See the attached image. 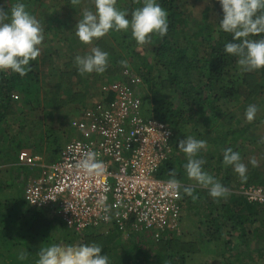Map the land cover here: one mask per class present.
I'll return each instance as SVG.
<instances>
[{"label":"trees","instance_id":"1","mask_svg":"<svg viewBox=\"0 0 264 264\" xmlns=\"http://www.w3.org/2000/svg\"><path fill=\"white\" fill-rule=\"evenodd\" d=\"M5 1H10L11 6L16 3H24L27 10L33 15L36 6H44L46 0H0V7L1 3ZM212 2L215 19L211 21L208 17L209 9L206 10L204 21H202L204 23L196 24L193 35L184 36L181 43L177 42L179 32L190 25L189 18L182 8L183 0H157V3L168 13L169 30L166 36L161 38L158 35H153L150 44L138 46L132 39L130 30L127 32L110 31L107 35L116 43L113 42V45H119L122 48L120 52L122 57L113 45L103 48L100 43L96 47L109 54L108 65L115 72H118V64L124 58L134 61V70L143 82L141 93L146 115L168 124L173 131V157L160 168L157 177L168 180L169 171L175 170L176 178L182 185L186 184L188 180L184 169L186 157L179 151L178 142L185 138V131L190 127L198 140L207 141L208 149L212 152L210 155L216 153L214 157L208 158L200 151L197 158L206 161L203 168L208 169V173L229 190L232 181L231 172L233 171L230 166L223 165V150L232 148L237 152V143L241 138L242 140L245 138L247 128H241L238 125L240 122L236 120L234 111L231 113V105L232 101H240L241 93L245 92V85L249 86V76L246 72L241 71L236 63V57L224 52L225 44L233 42L232 35L224 33L218 28L223 19V12L218 0H212ZM88 6L86 8L89 9ZM46 7L48 8V6ZM116 7L131 13L135 8L142 7V0L139 4L135 0H117ZM73 8L74 13L76 12L78 15L80 13L79 6L72 5V10ZM68 18L73 21L72 16ZM128 18L130 19V15ZM40 22L42 26H48L47 30L54 28L68 31L73 29V26L70 27L58 16L49 17L44 23ZM72 35L77 38L75 31ZM252 38H264V35ZM75 42V39H70V44ZM41 47L45 50L44 45ZM140 48L142 51H139ZM43 52V59L38 57L30 62L31 71L24 77L18 73H12L10 70L0 72V129L9 119L15 95L19 94L22 97L29 110L39 109L40 101H42V87L39 79L40 65L43 68L45 65L48 66L49 59L53 56L50 49ZM56 57L59 55L57 54ZM65 58H61L64 61V66L72 68L68 71V76L79 79L83 85L85 78L78 72L74 63L75 57L66 58L71 62L66 61ZM258 72L264 78V69ZM97 79L101 81V84L97 86L98 90L95 96H98L102 84L115 80L124 81L125 77L122 74L117 78L97 77ZM59 87L57 86L56 89H60ZM78 97L79 94L74 93L70 98L78 100ZM92 97L85 101H91ZM202 127H204L203 131H201ZM224 146H226L225 149H223ZM15 149L19 154L21 146H16ZM59 151L60 149L57 153ZM183 186V209L204 213L203 222L206 223L208 230L206 232L207 239L204 242L201 239V237L206 238L201 234L203 223L198 227L199 236L201 235L198 243L184 241L174 232L163 236L157 243L149 247H141L135 241L133 244L123 245L120 240L122 233L118 229H112L108 234L99 230H88L79 235V238L84 241V244L96 243L100 245L101 254L108 256L109 264H187L188 258L200 253L199 244L203 246L204 243L210 241L223 242L222 249L224 250L220 252L222 258L226 254L225 249H228L227 244L229 245L228 242H225V238L233 236L239 241L236 248L238 255L234 256H237L240 264H244L241 263L243 262L241 260H243V256L246 257L247 250L245 248H249L251 244H255V250L260 252V247L264 244L263 205L250 203L243 196L231 192L226 198L218 200L212 198L207 203L202 199V195H199L197 189L191 188L193 193L192 196H189L184 192V188L187 186ZM204 193L209 195L208 190ZM22 207L26 211L37 213L28 205L23 204ZM33 218L37 220L38 217L36 218L34 215ZM43 220L50 225V228L52 227L46 218ZM259 222L261 224L256 226ZM57 225L58 228L65 231L66 236L69 234L62 223L57 221ZM42 234L41 236L35 234V239L38 238L44 242L46 235ZM240 246L243 247L242 251H240ZM27 248L29 249L28 257L25 260L12 261L1 258L0 264H36L38 259L36 254L39 252L34 253L32 257L33 247L28 245Z\"/></svg>","mask_w":264,"mask_h":264},{"label":"built area","instance_id":"2","mask_svg":"<svg viewBox=\"0 0 264 264\" xmlns=\"http://www.w3.org/2000/svg\"><path fill=\"white\" fill-rule=\"evenodd\" d=\"M124 81L104 83L96 100L84 106L74 123L77 137L66 144L59 158L43 165L40 174L24 188L27 205L51 211L71 232L118 229L121 233H146L159 241L180 231L183 217V185L176 194L166 191L157 177L174 154L170 126L145 113L142 79L126 70ZM85 151L98 153L104 175L87 177L74 167ZM39 156L21 151L19 165L33 167ZM107 196L111 219L97 201ZM250 203L264 204L262 188L244 189ZM71 222V224H70ZM70 225V226H69Z\"/></svg>","mask_w":264,"mask_h":264},{"label":"rangeland","instance_id":"3","mask_svg":"<svg viewBox=\"0 0 264 264\" xmlns=\"http://www.w3.org/2000/svg\"><path fill=\"white\" fill-rule=\"evenodd\" d=\"M128 1V0H122ZM184 4H182V8L185 11V15L189 18L190 25L179 32V36L177 38V42L181 43L182 38L184 36H191L193 35L196 24H203L204 16L206 10L209 9L208 17H210L211 21L215 19V14L213 12V2L212 0H183ZM44 6H36V9L33 12V16H35L39 21L43 23L49 17H56L58 16L62 20L66 21L70 27L73 26V29L68 31L62 29H52L47 30L48 26H42L44 28V43L42 45L45 46V50L50 49L52 51L53 56L49 59V65L43 68L42 65L39 70V79L40 85L42 87V101H40L39 109L35 111L29 110L28 106L25 105L22 97L17 94L14 97V104L9 114V119L6 124L0 129V144L2 155L0 156V164H5L6 161H11L10 163H15L12 161L14 155H18L15 147L17 146L16 143H19L22 149L25 148L26 151H30L31 153L39 156L40 163H44V165L52 164L55 160L56 154L58 150L66 144L70 142L74 138L77 137V132L74 126V123L77 121L78 117L80 116L83 108L87 105L89 101H85L88 98L95 97L97 99L98 96H95L97 93V86L101 84V81L97 79V77H103L104 79H110L121 77V75L126 70L133 72L136 74L134 70V61L129 58H124L123 60H127L128 67L124 68L119 63V70L118 72L111 68L108 65L106 71L102 74L91 73L83 75L85 78V83L82 85L81 81L77 78H73L66 82V76H68V72L65 73V69L68 67L64 66V61L61 59L62 57L72 58L76 57L77 55H86L90 53V49L92 47H96L97 44L102 43L100 46L103 48H107L113 45V40L108 35L100 38L99 40H94L91 45H85L79 41L78 38H74L72 33L75 31L76 24L78 20L82 19L81 15L83 10L88 6L89 9L95 11L94 5L92 4L91 0H81V4L76 5L79 6L80 13L77 15L76 12L74 13V8L72 10L71 0H46ZM10 1H5L1 3V7L9 8L11 6ZM7 5V7H6ZM48 6V8L46 7ZM74 6V7H76ZM211 9V11H210ZM55 10V11H54ZM72 16V20L68 17ZM74 24V25H73ZM72 30V31H71ZM49 31V32H48ZM70 39H75L76 42L70 44ZM97 41V42H95ZM115 43V42H114ZM116 44V43H115ZM115 49L120 53L122 50L119 45H113ZM51 47V48H49ZM41 54L40 59H43V47L40 46ZM142 51V48L139 49ZM57 54L59 57H56ZM62 54V56H60ZM121 55V53H120ZM122 57V55H121ZM65 58V60H66ZM71 62L70 59L66 60ZM74 66V63H73ZM72 68L69 67V71ZM259 71V70H258ZM258 71L253 72H246L249 76V86L245 85V92L243 91L240 96V101H232L231 105V113L234 111L236 114V120L240 123L238 124L241 128H247V131L244 135V140L242 138L236 145L237 152L240 153L242 162L247 165V181L242 182L238 174H236L233 169L232 173V181H231V188L229 192L234 193L239 196H243L244 189H251V188H262L264 190V78L261 77V74ZM63 74H66L65 77ZM137 75V74H136ZM118 81V80H115ZM114 82V81H113ZM57 86L60 89H56ZM70 87V89H68ZM72 88V89H71ZM79 94L78 100H73L71 95ZM253 93V95H252ZM92 97V98H93ZM92 102V101H90ZM249 105H256L258 107V112L256 114L255 119L249 123L246 121L245 118V111ZM238 128V127H237ZM40 130V132H39ZM204 130V127L201 128V131ZM185 138L188 136H192L196 139V134L192 132V128H188L185 131ZM8 139L12 140L8 141ZM208 145V143H207ZM209 146V145H208ZM201 150L204 156L208 158H212L216 155H210V149ZM226 146L223 147L225 149ZM8 149V155L7 150ZM236 150V149H235ZM184 155V154H183ZM251 158H255L257 161L256 167H253L252 164L249 162ZM40 167V166H39ZM12 168V167H11ZM42 168V167H41ZM39 170V173L41 171ZM208 172V169H204ZM12 171L14 172L13 168ZM27 173L23 171L22 174L25 177V183L27 181V176L31 171V175H36L37 169L34 170L32 167H28L26 169ZM16 179L19 178L20 169H16L14 173ZM0 178V180L4 181V175ZM8 179V178H6ZM17 181V184H18ZM5 183V182H4ZM8 183V182H7ZM12 183V182H11ZM183 185L194 188L198 190L199 195H202V199L207 201V203L212 200L210 195H206L204 189L199 187L195 184L194 181L187 180L186 184ZM20 187V186H19ZM25 188V187H24ZM244 197V196H243ZM25 197L22 195L19 197V202L23 205L25 203ZM202 200V201H203ZM11 205H14L12 203ZM264 207V204H262ZM16 212V211H15ZM15 212L12 214V223L9 225L6 224L7 219L3 223L0 228H3V232H0V259L3 260H18V255L21 251L28 253V245L32 248V257L34 253L40 251V248L43 246L48 247L51 244H63V245H77V244H84V241L79 238V235H75L70 231H66L69 234L66 236L64 234L65 231L62 229L55 227V234H54V227L52 226L50 235L46 237L44 242L41 240H31L30 238L24 239L22 243H15L12 241H17L16 239H23L26 236L25 233H16V229L23 226L22 222L19 221L16 223L15 221ZM264 220V214L262 215ZM204 213L196 212L195 210H187L185 209L183 212V223H185L186 227L181 225L180 231L176 234L181 236L184 241L186 239H191V242H197L200 239L201 235L199 236L197 241H194V236H197V231L200 224L201 225V232L202 235L206 238H202L203 240L207 239L206 232L208 231L206 228V223L204 224ZM261 222L256 224L259 226ZM13 226V227H12ZM58 226V225H56ZM9 227H12L11 229ZM1 230V229H0ZM66 230V229H65ZM102 233L108 234L110 230H101ZM81 235V234H80ZM167 235V234H166ZM2 237V238H1ZM120 240L122 244L125 245L126 243H132L133 241L139 243L141 247H149L152 244L157 243L155 239H148L146 238V233H122L120 236ZM225 242H228L227 248L225 249V256L220 258H215L212 255H209L211 258H204L201 260H197L198 256H191L187 260V264H220V263H228V264H240V260L237 259L238 249L237 246L239 245L238 240L236 237H228L225 238ZM188 242V241H187ZM45 243V244H44ZM205 245L199 244V250L203 252H210L211 250L217 249L218 252H223L222 247L223 242H209L204 243ZM209 244H213L208 246ZM246 257L243 256L244 264H264V244L260 247V252L255 250V244H251L249 248H245ZM243 250V247L240 246V251ZM215 253V252H214ZM251 253V255H250ZM37 256V254H36ZM28 257V254H27Z\"/></svg>","mask_w":264,"mask_h":264},{"label":"clouds","instance_id":"4","mask_svg":"<svg viewBox=\"0 0 264 264\" xmlns=\"http://www.w3.org/2000/svg\"><path fill=\"white\" fill-rule=\"evenodd\" d=\"M91 2L95 11L85 8L82 19L78 20L75 27L76 37L85 45H91L94 40H99L110 31L130 30L132 39L138 46L150 44L153 35L163 38L168 33V13L157 0H142V7L135 8L131 13L118 9L117 0ZM135 2L139 4L141 0ZM218 3L223 12L218 28L231 34L233 40L225 44L224 52L237 58L236 63L243 72L264 69V38H252L264 35V0H218ZM71 4L79 5L81 0H71ZM44 39L41 22L27 10L24 3L13 4L7 10L0 7V72L10 70L21 77L26 76L31 71L30 62L41 54L40 46ZM108 56L99 47H92L89 54L77 55L74 63L80 75L102 74L108 67ZM120 64L124 68L128 67L127 60L120 61ZM258 110L256 105H249L245 111L246 121L251 123ZM207 146L206 140H198L192 136L179 140L178 149L186 157L184 169L187 178L197 186L207 189L214 200L226 198L229 190L204 170L206 161L197 158L200 151L206 150ZM249 162L253 167L258 166L255 158H251ZM223 165L230 166L242 182L247 181V165L242 162L239 152L232 148L223 150ZM74 167L89 178L102 176L106 172L104 162L98 159V153L94 151H85ZM181 187L175 170H170L166 191L176 194ZM184 192L192 196L193 189L185 187ZM97 203L105 213L102 218L106 222L110 221L112 206L107 204V196L101 195ZM101 253L102 248L96 243H54L40 248L36 264H109L108 256ZM26 258L27 253L21 251L18 259Z\"/></svg>","mask_w":264,"mask_h":264},{"label":"crops","instance_id":"5","mask_svg":"<svg viewBox=\"0 0 264 264\" xmlns=\"http://www.w3.org/2000/svg\"><path fill=\"white\" fill-rule=\"evenodd\" d=\"M68 71H69V67L67 69H65V73L68 72ZM65 75L66 74H64V77H65ZM73 78H75V77L66 76L65 80H66V82H68L69 80H71ZM93 100H96L95 97H93L91 99V101H93ZM39 132H40V130H39ZM8 141H10V143L12 142V140H10V139H8ZM0 144H2L1 141H0ZM16 144H18L17 146H20L19 145L20 141H19V143H16ZM66 144L61 146L59 153L56 154L54 162L59 158L60 152L66 146ZM2 150H4V149L3 148L1 149V147H0V156L2 155V153H1ZM6 150H7L6 152H7V155H8V149H6ZM22 150L26 151L25 148H23ZM17 157H18L17 155H14V157L12 159V161H15V163L11 164L10 163L11 161L10 162L6 161V162H4L5 164H0V178H2L3 177L2 175H4V181L2 182L0 180V226L3 225V223L5 222V219H8L9 225H11V223H12V214L16 211L15 212V214H16V216H15L16 223L21 221L22 224H23V226H21L22 230L20 229V227L18 229H16V233L17 234L25 233L27 239L30 238V241L31 240H38V238L35 239V237H34L35 234L41 236V234L44 233L46 235V237H48L50 235V231H51L52 227L50 228V225L45 220H43L44 218H46L48 220V222L50 224H52V226L54 227V231L53 232L55 234V227H57L56 226L57 225V220L52 215L51 211L50 212L49 211H38V210L34 209V211H36L38 214L35 213V212L26 211L22 207L23 205L18 200L21 195H22V197L24 196V187L28 183L29 179L35 178V177H37L40 174L39 170L44 165V163H40L39 162V164L37 166H33L32 167L34 170L37 169V172H35L36 175H33V174L31 175L32 172L30 171L29 175L27 176V181L25 183V177L23 176L22 172L24 171L25 174H26L27 173L26 169L28 170V166L19 165ZM11 167L13 168L14 172L12 171ZM16 169L17 170L20 169V175L18 176L19 181H18V179H16V177L14 175ZM41 170H42V168H41ZM6 178H8V179H6ZM17 181H18V184H17ZM12 203H14V205H11ZM25 203H26V201H25ZM26 206H27V203H26ZM183 212H184V210H183ZM40 214H42L43 216H41ZM34 215H36V218L38 217L37 220L35 218H33ZM182 224H183V227H186L185 223H183V217H182ZM5 225H8V222H6ZM12 227H9V228L11 229ZM44 228H46V229L44 230ZM0 229H1L0 231L2 233L3 232V228H0ZM114 229L115 228H113V230ZM110 230H112V229H110ZM68 231H70V230H68ZM86 231H88V230H86ZM99 231H101V230H99ZM198 231H197V236L195 235L193 237L194 241L195 240L197 241L198 234H199ZM71 233H74V232H71ZM75 234H77V233H75ZM77 235H80V234H77ZM26 237H25V239H26ZM16 240L19 241V242H16V241H12V242L22 243L24 241L23 239H19V238H17ZM39 240H41V239H39ZM186 240L188 242H191V239H186ZM53 243H55V242H53ZM210 245H213V244H209L208 246H210ZM216 250L217 249H214V250L210 249V252H203V250L200 251V253H198L196 255V256H198L197 260H201V259H204L206 257L207 258H211V257H209V255H212L214 257L216 256L215 257L216 259L220 258L221 254H220V252L218 253V251L216 253Z\"/></svg>","mask_w":264,"mask_h":264}]
</instances>
